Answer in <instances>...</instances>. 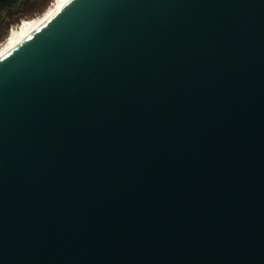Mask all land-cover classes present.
<instances>
[{"label":"water","instance_id":"95a60500","mask_svg":"<svg viewBox=\"0 0 264 264\" xmlns=\"http://www.w3.org/2000/svg\"><path fill=\"white\" fill-rule=\"evenodd\" d=\"M0 264H264V0H72L3 57Z\"/></svg>","mask_w":264,"mask_h":264},{"label":"rangeland","instance_id":"374dc122","mask_svg":"<svg viewBox=\"0 0 264 264\" xmlns=\"http://www.w3.org/2000/svg\"><path fill=\"white\" fill-rule=\"evenodd\" d=\"M61 1L62 0H49L45 5V2L41 3L32 1L28 12L13 19L14 21L9 26L5 36L0 38V51L9 43V41L15 35L24 32L29 27H31L35 21L43 18L46 14L53 11Z\"/></svg>","mask_w":264,"mask_h":264},{"label":"bare ground","instance_id":"6f19581e","mask_svg":"<svg viewBox=\"0 0 264 264\" xmlns=\"http://www.w3.org/2000/svg\"><path fill=\"white\" fill-rule=\"evenodd\" d=\"M72 0H62L59 5L50 13L46 14L43 18L35 21L31 27L24 32L15 35L9 43L0 51V60L19 46L24 40L31 36L36 30H38L44 23L56 15L60 10L67 6Z\"/></svg>","mask_w":264,"mask_h":264},{"label":"flooded vegetation","instance_id":"af4514ba","mask_svg":"<svg viewBox=\"0 0 264 264\" xmlns=\"http://www.w3.org/2000/svg\"><path fill=\"white\" fill-rule=\"evenodd\" d=\"M28 1H33V2H41L44 3L46 2V0H25L23 1L20 5L17 11H10L8 10L6 15L0 19V38H2L3 36H5V34L8 31L9 26L11 25V23L14 21L13 18L14 16L21 12L23 10V6L28 2Z\"/></svg>","mask_w":264,"mask_h":264},{"label":"trees","instance_id":"16d2710c","mask_svg":"<svg viewBox=\"0 0 264 264\" xmlns=\"http://www.w3.org/2000/svg\"><path fill=\"white\" fill-rule=\"evenodd\" d=\"M48 1H49V0H46V2L44 3V5L47 4ZM44 5H43V6H44ZM41 9H42V7H41Z\"/></svg>","mask_w":264,"mask_h":264}]
</instances>
